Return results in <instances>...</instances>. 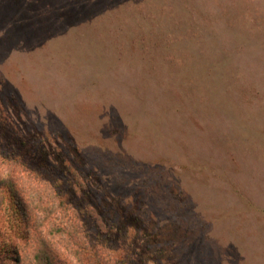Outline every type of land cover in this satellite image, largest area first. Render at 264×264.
Returning <instances> with one entry per match:
<instances>
[{
	"label": "rangeland",
	"instance_id": "374dc122",
	"mask_svg": "<svg viewBox=\"0 0 264 264\" xmlns=\"http://www.w3.org/2000/svg\"><path fill=\"white\" fill-rule=\"evenodd\" d=\"M8 177L1 263L264 264V0H0Z\"/></svg>",
	"mask_w": 264,
	"mask_h": 264
},
{
	"label": "trees",
	"instance_id": "16d2710c",
	"mask_svg": "<svg viewBox=\"0 0 264 264\" xmlns=\"http://www.w3.org/2000/svg\"><path fill=\"white\" fill-rule=\"evenodd\" d=\"M13 179H10V177L4 180L2 182L0 181V203L4 200L6 197L4 194L5 192L9 193L12 195V198L14 200V210L17 212L19 216H22L24 218L26 216V225H25V230L26 232H29L31 235V232L29 230V219L31 212H29V209L27 205L22 206L21 200L24 198L22 197L19 188L16 186L15 182L12 181ZM4 186V188L2 187ZM29 213V216L27 215ZM75 222V231H77V224L76 220L74 217L73 224ZM76 232H70L66 244L68 249H71L72 247L75 246H83V242L80 241V238L75 237ZM31 239H33L32 243V251H33V264H61L57 259H56V252L55 249L52 247V245L48 242L46 235H44L41 231H33ZM37 241V242H36ZM77 247V251L74 250V255L79 264H87L86 262L89 261L92 258V253L88 254H82V251H80V248ZM2 247L0 246V250L6 254L7 250L6 249H1ZM3 257L0 256V263L3 261ZM4 264V263H1Z\"/></svg>",
	"mask_w": 264,
	"mask_h": 264
}]
</instances>
